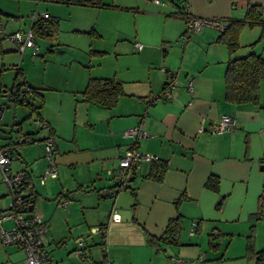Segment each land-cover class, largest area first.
<instances>
[{"label":"crops","instance_id":"obj_1","mask_svg":"<svg viewBox=\"0 0 264 264\" xmlns=\"http://www.w3.org/2000/svg\"><path fill=\"white\" fill-rule=\"evenodd\" d=\"M126 1L132 3L121 5ZM166 1L170 6L165 5ZM34 2L36 9L45 7L43 10L58 28L65 21L63 5L117 13L145 4L151 6L145 12L153 19L152 25L144 23L143 34L135 36L141 39L135 42L143 43L142 48L136 50L134 42L131 44L143 64L105 75L122 82L124 94L114 106L83 101L79 92L88 77L80 75L70 81L71 76L63 75L67 80L65 92L72 93L73 111H62L63 96H56L55 114H49L46 94L39 89L44 92L55 87L30 85L26 80L43 97L36 115L47 126L39 128L24 122V118L18 121L23 113L18 114L19 108H14L16 121L12 119L8 129L0 127V139L3 136L4 141L8 135L14 138L17 132L37 140L18 146V158L10 168L19 171L25 167L31 176L37 192L33 211L48 224L44 244L54 264H97L103 252L114 264H170L173 256L186 258L189 264H262L258 252L264 250V204L258 198L264 194V82L260 84V104L228 102L223 77L230 54L226 45L216 40L218 30L205 27L189 34L183 19L173 13L178 3L187 2L194 15L226 22L242 18L251 3L264 8V0H101L96 6ZM250 43L233 55L248 53ZM257 45L252 49L264 54V46L259 49ZM169 72L176 79L171 97L157 98ZM222 115L236 119L233 132L211 130ZM138 124L146 132L144 137L123 136L126 128ZM47 135L53 137L57 175L41 184L37 177L46 168L42 145ZM129 143L165 163L163 179L141 178L152 163L143 161L127 186L118 188L114 197L109 196L117 187L106 170L117 165ZM210 174L218 177L217 192L204 187ZM0 179L3 181L1 173ZM36 179L40 189L36 188ZM2 194L0 211L8 202V192ZM62 198L68 200L65 207L58 205ZM256 212L258 218L253 216ZM177 213L182 216L179 244L160 243L157 250L148 243L146 234L160 237L168 220ZM193 220L197 224L194 233L189 234ZM3 224L10 226L9 221ZM252 227L253 253L248 255L246 245ZM94 234L99 237L96 256L87 243ZM75 238L84 239L82 248L88 251L85 259L75 254ZM0 264H26L24 252L15 245L1 246Z\"/></svg>","mask_w":264,"mask_h":264},{"label":"rangeland","instance_id":"obj_2","mask_svg":"<svg viewBox=\"0 0 264 264\" xmlns=\"http://www.w3.org/2000/svg\"><path fill=\"white\" fill-rule=\"evenodd\" d=\"M163 1L165 2V0ZM147 2L151 4L150 1ZM167 2L165 5L170 6ZM131 3V1L121 2V5H130ZM35 5L34 0H0V24L5 23L4 34L0 33V90L11 87L13 77L19 70L30 85L55 87L56 90H45L44 92L39 89L41 93L46 94L45 104H47L46 108L49 114H55L56 106H58L57 100H59V97L56 96H63L62 111L66 112L67 110L70 113L73 111L74 101L70 95L72 93L65 92L67 80L65 81L63 75L71 76L70 81L76 80L80 75L88 77V79L107 77L105 75L114 74L115 70H126L143 64L144 61H141L131 44L140 39L135 38L137 34L144 33V23L151 24L153 22L152 17H149V14L145 12L150 10L151 6L144 4L139 5L138 9L132 6L127 11L117 13H113V11L96 13L87 7L74 5L66 7L63 5L65 10H63L62 17L65 21L57 31H53L52 35H35L39 46L36 55H33L29 49L20 55L14 43L6 36L15 31L24 32L28 29L29 14L45 8L41 5L36 9ZM75 27L80 30H73ZM262 31H264V26L260 23L252 27H244L239 35L241 46L243 47L244 44L246 46L248 41L252 42L251 39L253 37L256 39ZM141 44L143 45V43ZM262 46H264V41H261L257 48L261 49ZM25 95L31 97V93L27 90ZM7 99L6 93L1 91L0 103H7ZM32 101L38 103L37 97L32 98ZM14 108H19L18 114L22 115L23 113V116L18 115L21 117L18 121L24 118V122L34 123V119H40L36 115L39 108L30 112L29 109L21 106L15 107L9 102L5 108L6 114L1 124L2 128L8 129L12 119L16 121V117L13 118ZM27 113H31V115L25 117ZM63 119L65 118L63 117ZM15 126L16 124L12 126L13 129ZM11 130L8 131V134ZM4 140L2 136L0 142H5ZM35 183L36 188L40 189L37 179ZM3 191L8 192V204L10 190L5 182L0 181V200L3 198ZM98 241L97 234L87 239V243L91 245L93 256L98 255ZM224 248L223 246L219 253ZM52 256L56 258L55 254Z\"/></svg>","mask_w":264,"mask_h":264},{"label":"built area","instance_id":"obj_3","mask_svg":"<svg viewBox=\"0 0 264 264\" xmlns=\"http://www.w3.org/2000/svg\"><path fill=\"white\" fill-rule=\"evenodd\" d=\"M50 1L65 4H80L96 6L101 4V0H34ZM155 3H163L162 0H152ZM183 19L187 25V31L189 34L202 31L205 27H212L216 30H222L226 23L217 18L201 17L194 15L187 2L178 4L173 13ZM50 18L49 14L44 11H33L29 14L30 25L24 32L15 31L8 34L6 37L11 40L18 53L23 54L25 50L29 49L33 55H36L39 46L36 42L32 26L35 23H39L42 26H47V20ZM4 24H0V33L4 34ZM134 47L136 50L142 48V44L135 42ZM172 73H168V78L164 84V87L157 98L169 99L171 97V90L174 87L176 79L172 78ZM187 89L192 90L190 82L187 83ZM6 97L9 98L10 91L7 90ZM21 94H25V91L21 90ZM155 97V98H156ZM152 100L153 98H149ZM5 111V104L0 103V126L2 124V117ZM33 122L39 127L44 128L47 126V122L43 119H34ZM237 122L232 115H222L221 118L212 125L211 130L215 133L233 132L236 128ZM146 132L141 124L131 126L123 131V136L127 138H139L144 137ZM37 140L32 135L16 134V137L12 141H7L0 145V173L2 180L8 185L10 190V201L7 207L0 211V245L18 246L25 255L26 264H54L49 252L44 244V236L48 230L47 222L38 213L30 214L26 212V204L24 201L23 184L25 180L26 168H22L19 171H12L10 164L13 160L18 158L17 148L22 143H36ZM55 149L53 145V138L50 135L43 137L42 145V157L46 161V168L44 173L39 176L38 180L41 184L45 183L47 177H56L57 170L55 165ZM152 154L138 151L133 143H129L124 153L119 157L117 165L113 168L106 170L107 174L111 176L115 182L117 188L112 189L109 192V196L114 197L117 189L123 186H127L130 177L136 171V168L143 161L153 160ZM33 184V182H32ZM260 204H264V194H261L258 198ZM67 199L62 198L58 200V205L65 207L67 205ZM5 221L10 222V226H5ZM197 221L191 222L189 234H193ZM84 239L75 238V254L81 259H85L88 256V251L82 248V242ZM103 259L97 264H114V262L106 256L103 252ZM170 264H189V260L179 256L171 257ZM264 264V261H262Z\"/></svg>","mask_w":264,"mask_h":264},{"label":"trees","instance_id":"obj_4","mask_svg":"<svg viewBox=\"0 0 264 264\" xmlns=\"http://www.w3.org/2000/svg\"><path fill=\"white\" fill-rule=\"evenodd\" d=\"M225 21L226 26L222 30L218 31L216 38L218 42L226 45L230 54L223 77L224 97L228 102L234 104L258 105L260 104V84L264 82V54L255 52L252 47H254L257 43L264 41V31H262L260 35L249 44L251 49L248 53L241 56H234L233 54L241 47L239 35L244 27H252L258 23L264 26V8L258 4L251 3L246 7L242 18H229ZM32 29L34 36H46L52 35L53 31H57L58 25L54 22V20H50L49 18L47 20L46 27L39 23H35L32 26ZM25 89L31 93V97L21 94V90ZM7 90L10 91L7 103L10 102L15 107L21 106L29 109L31 112L37 110L38 108L40 109L43 105V97L38 89L29 86L27 81L24 79L22 72L19 70L13 77L11 87L0 90V92H6ZM79 93L82 100L85 102L96 103L104 107H112L116 104L118 98L124 94V91L122 82L115 76H109L89 78L85 87ZM35 97H37L38 103L32 101V98ZM7 103H4L5 108L7 107ZM30 115L31 113L29 116ZM17 134L22 133L17 132ZM15 137L11 138V136L8 135L6 138L7 141L10 142L14 140ZM5 142H0V145ZM165 168L166 165L164 162L153 159L149 171L141 178H150L156 181H161L163 179ZM134 176L135 172L130 179L134 178ZM218 181V177L210 174L204 182V187L217 192ZM22 190L26 204V212L33 214L34 205L37 199V192L33 188L31 176L29 177L28 173L25 175ZM220 204L221 201L216 205V207L218 208ZM253 216L254 218H258L259 212L253 214ZM181 231L182 216L177 213L174 217L168 220L164 232L160 237L156 238L150 234H146L147 241L157 250L159 249L160 243L179 244ZM253 239L254 228L252 227L251 233L247 238L246 251L248 255L253 253ZM258 253L261 261H264V250H261Z\"/></svg>","mask_w":264,"mask_h":264}]
</instances>
